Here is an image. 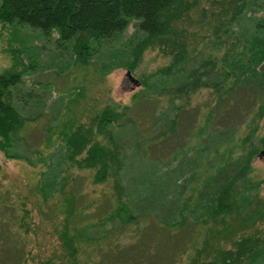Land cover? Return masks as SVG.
<instances>
[{
    "label": "trees",
    "instance_id": "trees-1",
    "mask_svg": "<svg viewBox=\"0 0 264 264\" xmlns=\"http://www.w3.org/2000/svg\"><path fill=\"white\" fill-rule=\"evenodd\" d=\"M249 2L223 1L221 14L225 16L218 18L214 41L217 47L227 43L222 57L212 58L209 51L206 58L194 63L183 30L178 26L197 4L196 0H0L1 24L15 28L29 26L46 38L55 33V45L64 51L69 49V58L75 64H89L106 42L116 40L133 22L139 35L136 43L128 46V52L134 58L123 65L133 69L140 52L157 41L164 44L172 59L149 74L143 83L148 85L152 76L155 82L156 75L180 74L166 93L169 112L165 118L170 128L190 107L192 94L203 87H212L217 92L214 105L208 107L209 115L215 111L219 118L238 119L241 123L233 127L232 134L243 124L247 128L245 135L227 146L209 169L197 174L192 171L197 179L176 196L172 214L161 218L151 202L139 204L140 208L133 202L123 177L126 152L115 131L121 125L131 124L132 104H105L88 121L62 122L57 131L58 142L64 147L70 165L94 169L93 182L112 180V188L100 190L91 200L77 189L72 190L75 196L71 193L66 200L68 213L61 230L63 253L57 256L59 263L54 261L56 255L40 263L254 264L257 261L264 251V241L259 243L256 235L244 231L230 240L226 238L230 242L228 248L220 244L215 248L213 244V239L227 237L234 230L229 219L237 220L239 229L251 224L254 213L245 211L253 203L259 185L249 172L253 153L258 146H264V134L252 140L256 119L264 113V15L252 17L247 29L239 31L234 26ZM30 66L13 54L10 67L0 72V150L7 157L23 156L14 147L40 115H28L17 104L22 76ZM257 76L259 82L252 80ZM141 96L137 94L135 98ZM187 145L175 146L172 158L176 160ZM46 180L40 183L41 190L50 181ZM2 195L0 206L5 205V210H0V264H35L29 262V209L21 202V214L17 216L15 208L7 205ZM258 209L257 216L261 217L262 209Z\"/></svg>",
    "mask_w": 264,
    "mask_h": 264
},
{
    "label": "rangeland",
    "instance_id": "rangeland-1",
    "mask_svg": "<svg viewBox=\"0 0 264 264\" xmlns=\"http://www.w3.org/2000/svg\"><path fill=\"white\" fill-rule=\"evenodd\" d=\"M223 1L196 0L197 4L189 9L178 26L183 30L185 44L189 54L193 55L194 63L206 58L209 51L212 58L222 57L227 43L217 47L214 41L218 18L225 16V13L221 14ZM263 15L264 0H250L234 26L239 31L243 27L247 29L252 17ZM134 28L130 22L116 40L106 42L89 64L82 65L72 62L69 49L64 51L55 45V33L46 38L29 26L15 28L0 23V72L10 67L13 54L26 65L31 64L22 76L21 96L17 104L28 115L40 114L14 147L22 157H7L0 150V193L3 200L15 208L17 216L21 214V202L29 209L30 263L44 264L40 261L54 255V261L59 263L60 257L57 256L63 253L61 230L68 213L66 200L72 190L77 189L91 200L100 190L112 188V180L93 182L94 169L70 165L65 158L64 147L58 142L57 131L62 122L68 123L69 119L88 121L105 104H132L131 124L121 125L115 131L126 152L123 177L133 202L139 208V204L151 202L161 218L172 214L176 196L187 190L193 179H197L192 171L197 174L209 169L221 152L247 131L243 124L232 134L233 127L241 123L238 119L219 118L215 111L211 115L207 113L208 107L213 106L216 100L217 92L212 87L200 88L192 94L190 107L183 111L175 127L170 128L165 118L169 112L166 93L180 74L156 75L155 82L152 76L148 85L143 83L149 74L172 59L164 44L157 41L140 52L133 69L124 66V61L134 58L128 52V46L134 45L139 35ZM127 70L139 81L138 84L127 76ZM255 79L260 81L259 76L252 80ZM137 94L142 96L135 98ZM263 134L264 113L256 119L252 140L256 141V137ZM192 144L194 146L190 147ZM217 144L218 149L215 150ZM177 145L187 146L175 160L172 155ZM263 148L258 146L250 159L249 175L252 180L259 181L253 203L245 211L254 213L252 222L239 229L236 228L237 220L229 219L234 230L227 237L213 239L215 248L218 244L228 248L229 240L244 231L250 236L256 235L259 243L264 241V155L258 156V151ZM47 178L50 181L44 185L45 190H41L40 183L47 182ZM258 207L262 209L261 217L257 216ZM0 210H5V205L0 206ZM254 264H264V251Z\"/></svg>",
    "mask_w": 264,
    "mask_h": 264
},
{
    "label": "water",
    "instance_id": "water-1",
    "mask_svg": "<svg viewBox=\"0 0 264 264\" xmlns=\"http://www.w3.org/2000/svg\"><path fill=\"white\" fill-rule=\"evenodd\" d=\"M126 73H127V76H128V77H129L134 83H136V84L139 83V81H138L135 77L132 76L130 70H127ZM261 155H264V148L258 151V156H261Z\"/></svg>",
    "mask_w": 264,
    "mask_h": 264
}]
</instances>
